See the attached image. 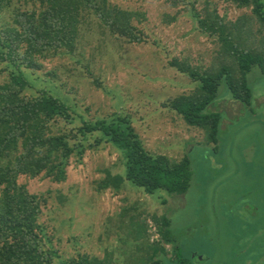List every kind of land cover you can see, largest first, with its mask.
Masks as SVG:
<instances>
[{"label": "rangeland", "instance_id": "obj_1", "mask_svg": "<svg viewBox=\"0 0 264 264\" xmlns=\"http://www.w3.org/2000/svg\"><path fill=\"white\" fill-rule=\"evenodd\" d=\"M107 2L131 15L142 42L114 38L92 18L74 57L41 61L36 88L58 94L91 120L124 113L151 155L170 164L191 156L193 183L182 196L147 195L127 181L116 186L110 179L123 177L124 168L108 144L87 149L80 164L71 159L61 183L21 176L17 185L40 202L44 246L56 251L60 264L84 256L101 264H151L175 260L176 248L179 260L194 264H264V72L255 69L249 77V107L221 92L208 108L226 120L219 151L203 130L165 106L198 88L170 66L173 60L199 73L221 66L235 71L237 50L262 58L264 70V24L250 7L227 0ZM195 13L218 17L223 35L202 33ZM2 69L0 86L8 77Z\"/></svg>", "mask_w": 264, "mask_h": 264}, {"label": "trees", "instance_id": "obj_2", "mask_svg": "<svg viewBox=\"0 0 264 264\" xmlns=\"http://www.w3.org/2000/svg\"><path fill=\"white\" fill-rule=\"evenodd\" d=\"M227 1L240 8L250 7L257 21L264 24V0ZM201 15L195 13L202 33L223 35L218 17ZM92 18L114 38L128 44L142 42L131 24V15L107 0H0V67L8 74L7 82L0 86V264H60L56 251L43 244L44 231L37 224L40 202L24 186L17 185L21 176L61 183L71 159L80 164L87 149L108 144L119 152L124 168L123 177L110 179L116 186L127 181L147 195L164 191L182 196L193 183L191 156L170 164L151 155L124 113L91 120L58 94L36 88L42 82L37 75L41 61L74 57L82 28ZM221 41L230 45L227 38ZM233 57L235 71L221 66L216 73H199L177 60L170 63L178 73L198 83V88L192 96H180L165 106L188 126L203 130L206 141L214 145L213 152L222 149L219 136L226 120L208 108L221 100V92L249 107L253 101L249 77L257 70L264 72L259 56L235 50ZM27 90L35 91L27 95ZM166 226L164 222V231ZM162 236L169 242L167 233ZM173 253L175 260L151 264H194L179 260L177 248ZM62 264L101 262L84 256Z\"/></svg>", "mask_w": 264, "mask_h": 264}]
</instances>
